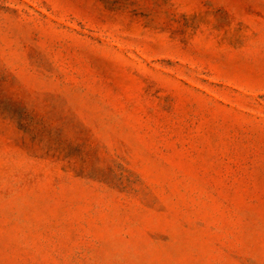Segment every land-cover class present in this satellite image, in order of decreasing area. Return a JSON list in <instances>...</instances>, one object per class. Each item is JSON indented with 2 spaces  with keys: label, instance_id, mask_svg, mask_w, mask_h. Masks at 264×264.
Listing matches in <instances>:
<instances>
[{
  "label": "rangeland",
  "instance_id": "1",
  "mask_svg": "<svg viewBox=\"0 0 264 264\" xmlns=\"http://www.w3.org/2000/svg\"><path fill=\"white\" fill-rule=\"evenodd\" d=\"M0 264H264V0H0Z\"/></svg>",
  "mask_w": 264,
  "mask_h": 264
}]
</instances>
